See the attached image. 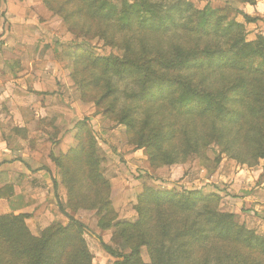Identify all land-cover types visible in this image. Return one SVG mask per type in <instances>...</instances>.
Here are the masks:
<instances>
[{
  "label": "rangeland",
  "instance_id": "obj_1",
  "mask_svg": "<svg viewBox=\"0 0 264 264\" xmlns=\"http://www.w3.org/2000/svg\"><path fill=\"white\" fill-rule=\"evenodd\" d=\"M40 1L46 10L41 8L36 15L47 18L43 26L49 31L45 39L48 44L44 46L52 55L53 48L56 53L65 48L67 54L61 50L54 56L49 69L50 83L45 92L56 99L50 106L59 105L54 112H65V118L59 117L63 123L57 125L56 117L50 118L49 127H54L56 132L50 129V133L40 137L43 143L39 148L49 154L50 164L59 176L64 189L59 200L64 212L86 227L82 232L65 217L53 225L52 228L68 229L65 236L57 238V245L63 248L64 261L69 262L72 256L76 263L89 264L90 257L96 259L97 252L102 250L98 238L115 251L130 254V245L137 246L144 240L140 228L141 213L147 205L153 212L149 214L151 219L153 215L163 213L176 229L195 225L200 232L199 229L207 225L203 216L195 214L197 212L183 213L168 204L154 208L150 204L151 191H196L204 197L214 195L218 199L215 204L218 212L231 214L237 225L264 238V159L256 157L259 146L256 140L260 139L261 133L264 135V116L242 117L233 126L237 145L222 153L221 144L203 137L208 130L206 119L199 120L175 111L174 92L169 91L161 100L153 102L135 97L142 89L147 64L153 68L159 56H167L177 45L191 48L204 41L181 26L170 27L167 31L143 29L138 23L149 19L145 12L132 14L131 28L122 26L119 16L124 4L134 0H106L118 9L117 16L109 21L90 18L93 3L89 1ZM149 1L166 9L189 2L194 11L212 10L214 19L243 24L246 42L264 36V0ZM242 15L258 20L247 24ZM40 24L38 19L35 25ZM115 60L116 66L111 67ZM128 61L139 69L117 75L116 69L123 71ZM63 62L70 64L63 68ZM160 74L172 76L171 73ZM227 77L221 79L217 75L210 83L222 85ZM200 78V75L195 77L197 81ZM252 78L256 85L264 82V77L253 75ZM71 104H76V108L71 109ZM66 107L73 114L65 110ZM122 121L128 125L120 124L124 123ZM171 127L176 132L184 128L190 131L194 127L196 152L181 149L179 137L168 139ZM63 138L71 148H60L57 154L61 166H56L54 148ZM41 150L38 155H42ZM73 150L82 155L73 158ZM88 151L93 152L92 155ZM152 223L153 220L149 226ZM25 225L33 235L26 222ZM157 226L158 223H154L149 229L153 235ZM40 235L41 232L33 236ZM196 239L198 243L189 250L187 258H178L182 261L180 264H215L218 260L214 256L215 249L219 250L221 244L213 239L203 242L201 235ZM150 249L139 246L137 260L150 264ZM238 250L243 252L241 246ZM249 258L250 261L256 259L254 256ZM259 262L264 264V258ZM95 264H98L97 260Z\"/></svg>",
  "mask_w": 264,
  "mask_h": 264
},
{
  "label": "trees",
  "instance_id": "obj_2",
  "mask_svg": "<svg viewBox=\"0 0 264 264\" xmlns=\"http://www.w3.org/2000/svg\"><path fill=\"white\" fill-rule=\"evenodd\" d=\"M81 1L93 3L90 18L109 21L118 14L117 7L106 0ZM121 12L119 21L126 28H131L134 23L132 14L145 12L149 19L140 20L138 23L143 29L167 31L170 27L177 29L181 26L204 41L202 45L195 44L191 48L177 45L167 56H159L153 68L151 64H147L143 71L142 89L135 94L137 99L159 101L167 92H174L172 104L175 111L183 115L189 114L199 120L206 119L208 130L203 137L208 138L210 142L221 144L222 153L237 145L238 137L233 126L239 123L242 117L264 116V82L256 85L252 78L253 75L264 77V36H257L254 41L246 42L242 32L243 24L235 21L225 22L222 18L214 19V11L209 9L194 11L189 2L176 4L172 8L168 6L166 9L165 6H158L149 0H134L131 4H124V10ZM242 17L247 24L256 23L258 20L251 19L248 15ZM73 60L75 62V58ZM115 63L116 60L111 67H115ZM136 68L139 69L133 62L128 61L126 69H116L115 73L121 76L127 71L135 72ZM162 72L171 73L172 76L160 74ZM198 75L201 78L197 81L195 77ZM217 75H220L221 79L227 76L229 78L227 77L224 84L213 86L210 81ZM72 77L75 79L74 75ZM120 124L128 125L125 122ZM177 132L174 127L169 128L168 139L179 137L182 141L181 149L196 152L197 149L194 148L197 139L193 136L197 132L194 127L190 131L184 128ZM259 136L260 139L256 140V144H259L256 157L264 159V135L261 133ZM71 152L73 158L82 155L81 152L74 153L76 150ZM92 153L88 151L89 155ZM54 158L56 166H61L59 157ZM150 196V204L154 208L168 204L183 213L197 212L195 214L203 216L207 225L201 227L200 232L195 225L176 229L163 213L156 217L153 215L151 219L149 214L153 212L147 205L143 212L145 216L141 213L140 228L143 229L144 240L137 246L130 245V254L115 251L98 238L102 250L115 259L113 264H143L137 260L139 246L151 247L150 264H180L182 261L178 258H187L189 250L198 243L195 239L199 235L203 236V242L208 243L213 239L221 244L219 250L215 249L214 256L218 257L215 264H261L259 261L264 258V238L244 226L237 225L231 214L218 212L215 207L218 199L214 195L204 197L196 191H151ZM58 209L73 227L82 232L86 231V227L65 213L60 204ZM27 218V215H0V264L76 263L72 256L69 262L64 261L63 248L57 245V238L65 236L68 229L52 228L55 225L52 224L41 231L40 237H34L25 225ZM152 220L153 223L149 226ZM154 223H158L155 235L149 230ZM236 245L241 246L242 253ZM250 256L256 259L250 261ZM88 261L92 264L91 257Z\"/></svg>",
  "mask_w": 264,
  "mask_h": 264
},
{
  "label": "crops",
  "instance_id": "obj_3",
  "mask_svg": "<svg viewBox=\"0 0 264 264\" xmlns=\"http://www.w3.org/2000/svg\"><path fill=\"white\" fill-rule=\"evenodd\" d=\"M40 2L0 0V215H27L25 222L34 236L65 217L58 209L64 189L49 154L39 148L43 143L39 138L50 129L56 132L49 127L50 118L56 117V125L63 123L59 117L65 118V112H54L59 105L50 106L56 99L45 92L54 56L61 50L66 55L67 51L61 48L56 53L53 48L54 54H50L45 40L49 31L43 26L47 18L36 15L45 9ZM38 19L41 24L36 26ZM69 64L63 62L62 66ZM64 109L73 114L71 109ZM65 140L54 148L55 156L60 148H71ZM39 150L42 155H38ZM96 257L93 264L96 260L98 264L115 261L102 250Z\"/></svg>",
  "mask_w": 264,
  "mask_h": 264
}]
</instances>
